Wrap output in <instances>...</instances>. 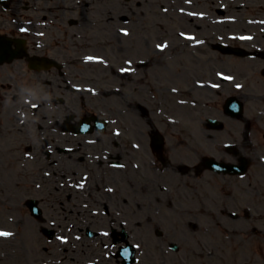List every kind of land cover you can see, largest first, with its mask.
I'll use <instances>...</instances> for the list:
<instances>
[{
	"label": "flooded vegetation",
	"instance_id": "af4514ba",
	"mask_svg": "<svg viewBox=\"0 0 264 264\" xmlns=\"http://www.w3.org/2000/svg\"><path fill=\"white\" fill-rule=\"evenodd\" d=\"M98 1L0 0V115L9 111L13 117L7 123L0 121V136L7 132L13 134V148L18 153L32 145L36 154L47 158L50 165L61 161L59 165L66 173H72L70 157L76 152H83L87 159L84 178L89 198L83 199L84 203H65L64 215L51 217L50 221L55 234L65 239L61 247H56L66 261L63 264H124L122 253H130L142 230L144 235L150 230L157 235L160 230L157 237L163 245L166 233L159 225L151 226L149 208L152 203H178V190L196 189L195 182L204 176L199 161L201 154L198 161L191 163L192 157L198 155L194 151L198 143L194 141L193 145L188 140L193 137L187 134L183 137L178 123L172 125L163 117L150 115L152 106L156 105L151 96L162 92L163 70L170 67L163 61L165 56L151 46L142 32L136 35V27L141 26L143 31L149 25L142 19L130 27L124 36L131 37L129 45L110 39L109 55L108 45L98 39L102 32L101 19L95 20L94 27L91 25L87 31V15H100L95 14L99 10ZM255 1L256 12H263L264 0ZM88 4L92 5L90 10L86 8ZM114 4L113 1L106 3ZM203 4L206 8L201 10L211 11L208 2ZM23 25L27 30L22 32L19 27ZM260 37L264 34L255 36V40ZM140 38L149 43L144 55L130 50ZM30 57L34 60L33 66L29 65ZM260 59L240 67L241 87L237 95L243 104L249 98L250 76L262 74L264 69ZM174 69L177 75L178 66ZM108 76L111 77L109 91L104 90ZM218 84L230 90V81L221 80ZM205 91L209 95L217 94L215 101L219 105L221 91ZM234 94L228 93V96ZM108 95L110 103L100 106L98 98L107 99ZM95 117L100 121L96 122ZM261 117L242 113L231 122L232 127L225 126L227 143L222 149L225 155L221 156L228 155L236 163L242 158L241 162H247L248 168L256 166V149L262 145L257 136L262 134ZM80 128L87 134L78 136L76 131ZM156 128L167 134L161 152L157 149L160 155L151 146L152 129ZM252 139H256V147L252 146ZM56 145L63 146L60 154L46 153ZM258 170L259 167L247 170L246 174H251H245L246 177H230H238L234 181L240 196L245 193L255 196L260 182ZM184 173L185 181L181 177ZM179 183L184 186L179 187ZM92 189L98 190L93 199L90 198ZM244 200L242 197L241 203ZM135 206L143 213V221L135 216ZM144 208L147 209L144 211ZM246 215L244 209L243 217ZM47 220L44 216L30 217L27 226L17 223L18 233L22 236V230L29 228L36 235ZM166 229L178 235V221L170 219ZM159 251L163 252L164 248Z\"/></svg>",
	"mask_w": 264,
	"mask_h": 264
},
{
	"label": "rangeland",
	"instance_id": "374dc122",
	"mask_svg": "<svg viewBox=\"0 0 264 264\" xmlns=\"http://www.w3.org/2000/svg\"><path fill=\"white\" fill-rule=\"evenodd\" d=\"M137 1L138 0H131L128 3H126V1L124 0H118V3H116L115 8H112L113 10L116 11H111L114 15V17L116 18L118 15H120L121 13H127L126 11H122L121 10L126 6L128 10H137V8H139V6H137ZM150 1V5L147 4V1H143L146 2L145 6H143L139 11H137L135 14L137 17H141L144 21H149L150 23L148 24V28L145 27V29L142 31L141 26L140 27H136L135 31H136V35L139 34V32H142V35H145V37L149 40V42H151V44L153 43V41L155 40H160V38L158 37L159 35H164L165 37H168L170 39H173V37H176V35L174 34L175 31L178 28H183V29H190L193 25L190 24L187 20V18L185 16L182 15H178V12L176 11L175 7H178V3L175 6H172V3H170L172 0H149ZM216 0H214L215 2ZM228 1V0H227ZM230 1V0H229ZM100 8L98 11H95V14H99L101 16V19L103 20V18L105 16H107L106 12L107 10L104 7V2L106 1H100ZM241 2V0H235L231 5V7L233 8V6H237L239 5V3ZM159 3H161L162 7L166 6L168 4L171 5V7H174V10L169 9L166 13L165 12H159L157 7H161V6H157L159 5ZM121 4H122V9H121ZM90 5V4H88ZM92 6V5H90ZM214 8H217L218 4L216 1V4L214 3ZM170 7V8H171ZM230 12H232L231 10H229ZM148 12V15H145ZM233 13L235 16H237L238 18H240V14H247V15H253L256 14L255 11L252 10H243L242 9H238V8H234L233 9ZM239 20V19H238ZM237 21V20H236ZM240 21V20H239ZM194 23L197 22V20L193 21ZM155 24H157L155 26ZM121 25V24H118ZM232 27V28H231ZM231 29L228 30H239L241 29L239 22L237 24H231ZM106 28V29H104ZM102 33L104 35H106L108 37V39L110 40V34H111V30L109 29V24L107 22L103 23V30ZM106 36H103V39H106ZM113 41L114 40H119L123 43H125L126 45H129V40L131 39V37L129 38H121L117 35H113ZM175 42H178V39H174ZM107 43V42H106ZM149 45V43L144 42L141 38L138 41V43L136 44V46H130V50L133 53H140L142 55L146 54V47ZM112 49V46L109 47V55L111 54L110 51ZM143 52V53H142ZM202 51H200L201 53ZM205 52V50H204ZM199 55V59L202 60V55ZM125 55V54H124ZM182 60V63H181ZM186 60L182 57V59L175 58L172 61H168L167 64L170 66V69L168 68V70H163V77L162 80L166 81L167 83H174V82H178L183 78V85L182 87L185 85L184 83H186V76L182 75L179 71L178 74L176 75V71L174 69V67L176 66H182L185 65ZM208 65V64H207ZM206 68H200V71H206ZM170 72V74H169ZM152 78H158L155 75H151ZM160 81V80H159ZM181 86V85H180ZM169 107V111L173 114H175V110L173 108V106L171 105V103L168 105ZM191 112L189 113L190 115L188 116V118H196L195 117V113L199 112L201 113L202 108L199 109H190ZM201 125V124H200ZM191 130V129H190ZM202 130L200 129L199 132L197 133H193L194 136H197V139H199L201 136H203L202 134ZM223 139V138H220ZM204 143V146L209 148L211 145V141L212 139H207L206 143L204 142V139L201 140ZM209 150V149H208ZM215 154L218 155V152L215 151L213 149V151ZM222 155V153H220ZM6 167V169H5ZM31 168V164L28 163V166L26 168H20L19 167V159L12 157L10 159H8V157L0 159V224L1 225H8V226H14L12 223H5L4 221H6L5 216L6 215H18L17 211H14V206L16 207V204H19L18 202L20 201L21 197L24 195H28L31 194V192H27L28 190L31 189L30 187V183L33 182V180L30 177V169ZM11 169H17L19 171V177H16V171H8ZM264 171V169H262ZM28 174V180L25 181L22 178V174ZM214 178H218L217 176H214ZM210 179H212V177H210ZM217 181H220V179H217ZM16 183H18V185H20V187L16 186ZM221 183H225L224 180L222 179ZM236 189V187H235ZM36 193V190L33 191ZM203 197H205V202L206 203H193L195 196L191 193H188V195L186 197H183L181 201H179L178 203H171L169 206L166 205V203H154L151 206L150 209V213L151 215H153L155 218L157 215V213H159L158 211L161 209V213L158 215L164 216L165 217H169V218H178V220L182 219V221H185L184 218L186 219H193L195 216V221L196 223H198L200 225V227L204 226V225H210V221L212 219H209L208 217H216L218 218V220L225 225H229L232 229V233L236 231H238L239 229V222L236 221L234 222L232 219H230V217H228L225 208L228 209H236V206H232V203H229L228 205L226 203H224V194L221 191V189L219 188H215L214 190H208L207 194L208 197H206V192L204 193V191H201ZM181 195V194H180ZM204 202V199L203 201ZM254 206H256V212L259 216L260 214L264 213V203H252ZM155 206H159V208H154ZM50 214V216H52L51 214V209H46L45 207V213ZM157 210V213L155 212ZM222 210H224L225 212H222ZM56 212L53 213V215ZM143 214V213H141ZM22 216H25V213L22 212L21 213ZM260 221L262 222V228H263V233H259L256 236L257 237H252L253 241L256 243H260V242H264V217L262 219H260V217H256V218H251L249 220H247L246 224L247 226L249 225V223L252 222H256ZM242 223L245 225V221H242ZM202 229H199V232H193L187 229H184L183 231H178V242L186 247L187 243L190 242L191 239L193 238H200L202 242H204L206 236L202 233L201 231ZM238 237L232 235L231 239L232 240H236ZM166 239V238H165ZM149 240V239H148ZM157 240V241H156ZM176 240V239H175ZM249 242V241H248ZM149 246L151 248L150 250V255H145V258L150 262V263H155L157 261V256L153 255L154 253H158L157 249L159 248V243H158V239H155L152 235H150V242H149ZM249 245H247L248 247ZM254 248V246H253ZM34 250H38L37 247H35L34 249H32L29 245V251H26V248H24V246H22L20 244V242L18 240L11 238H7V239H1L0 238V264H26V263H32L35 261H40L42 259H44L45 254H47L46 252L48 251H43V250H39L38 253L34 252ZM185 251L183 250L182 253L180 254L181 257H184L186 255H184ZM179 255V257H180ZM228 255L230 257V259L232 260L230 262V264H241L242 260H245V262H247V264H258L259 260L256 259L255 257V253L249 249H246V253L244 252V256L239 255V250L236 249L234 246H231L228 250ZM160 257L162 258V256L160 255ZM187 257V256H186ZM163 262L167 263V264H171V258L172 255L168 254V256H164L163 257ZM28 263V264H29Z\"/></svg>",
	"mask_w": 264,
	"mask_h": 264
},
{
	"label": "snow or ice",
	"instance_id": "6c2138e0",
	"mask_svg": "<svg viewBox=\"0 0 264 264\" xmlns=\"http://www.w3.org/2000/svg\"><path fill=\"white\" fill-rule=\"evenodd\" d=\"M158 47H160V46H158ZM237 87H239V85ZM11 235H12L11 233L0 232V236H11Z\"/></svg>",
	"mask_w": 264,
	"mask_h": 264
}]
</instances>
